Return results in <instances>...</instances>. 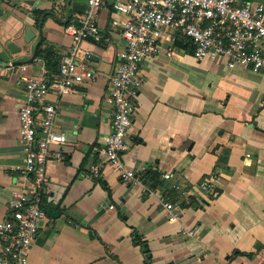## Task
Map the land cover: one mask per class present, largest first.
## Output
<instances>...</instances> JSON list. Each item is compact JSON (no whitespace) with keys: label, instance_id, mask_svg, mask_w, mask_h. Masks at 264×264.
<instances>
[{"label":"crops","instance_id":"1","mask_svg":"<svg viewBox=\"0 0 264 264\" xmlns=\"http://www.w3.org/2000/svg\"><path fill=\"white\" fill-rule=\"evenodd\" d=\"M234 1L264 6V0ZM112 2L104 0L96 14L101 41L79 46L90 56L77 59L95 79L45 101H57L55 130L66 143L61 161L53 150L46 165L44 218L28 264H264V71L229 69L223 59L198 62L188 45L176 46L172 57L144 60L122 161L127 170L156 173L158 185L148 193L106 165L99 179L90 176L100 159L95 149L111 131L108 77L125 50L119 27L111 26L124 16ZM74 6L86 7V0H0V220L12 194L29 185L17 169L24 159L16 128L25 79L46 67L39 50L57 61L68 54L72 40L64 29L82 17L71 14ZM27 29L34 34L29 43ZM9 43L20 52L11 54ZM224 151L226 162L218 164ZM213 174L215 195L207 196L199 185ZM164 193L180 204L177 222L159 205ZM134 231L148 253L133 243Z\"/></svg>","mask_w":264,"mask_h":264},{"label":"built area","instance_id":"2","mask_svg":"<svg viewBox=\"0 0 264 264\" xmlns=\"http://www.w3.org/2000/svg\"><path fill=\"white\" fill-rule=\"evenodd\" d=\"M104 0H86L80 25L70 23L64 33L72 46L61 58L58 69L50 72L45 66L41 74L28 77L24 84V104L18 111V135L24 155L23 166L17 168L28 177L26 190L14 192L9 200L8 214L0 220V264H28V256L40 221L41 198L47 183L46 165L55 150L61 161V148L66 136L55 130L57 101L46 103L49 93L59 100L71 94L77 86L91 82L95 73L77 59L82 41H101L96 24L97 11ZM112 10L124 16L113 20L125 42L121 61L108 77V92L113 107L111 131L95 149L99 162L89 168L92 178L99 179L104 165L112 167L119 179L128 184H144L151 193L142 173L127 170L122 156L128 149L131 117L142 85L141 63L159 54L172 57L176 43L184 41L191 56L198 62L223 59L229 69L249 68L264 71V6L236 4L234 0H113ZM24 70V67H22ZM170 179V174H164ZM215 175L201 180L199 188L207 196L215 195L210 184ZM175 190L180 187L173 186ZM187 203V202H186ZM167 220L177 222L182 214L180 204L164 193L159 200ZM111 208V207H110ZM181 233L193 236V231L180 228Z\"/></svg>","mask_w":264,"mask_h":264},{"label":"trees","instance_id":"3","mask_svg":"<svg viewBox=\"0 0 264 264\" xmlns=\"http://www.w3.org/2000/svg\"><path fill=\"white\" fill-rule=\"evenodd\" d=\"M86 7H80V6H74L73 9L71 10V14H82L84 12ZM69 23L66 24V26ZM176 46L178 47H185L187 48V44L184 45L183 42L179 41L176 43ZM38 57L40 59H42L46 65V68L50 71V72H55L58 69V65H59V61L55 60V56L54 54H52L51 52H44L42 50L38 51ZM226 158H227V152L224 151L223 155L221 157H219L218 159V164L221 163H225L226 162ZM144 180L146 181V184L151 187L154 188L158 185V175L154 172L151 171H146L144 174ZM133 243L135 245H138L140 247H143L145 245V242H143L142 240H140L139 236L137 235V233L134 231L133 232ZM146 253L147 250H145ZM249 257H252L253 254H248Z\"/></svg>","mask_w":264,"mask_h":264},{"label":"water","instance_id":"4","mask_svg":"<svg viewBox=\"0 0 264 264\" xmlns=\"http://www.w3.org/2000/svg\"><path fill=\"white\" fill-rule=\"evenodd\" d=\"M2 13H3V10L0 8V16L2 15ZM39 27H40V24H39ZM33 36H34V34H33L32 30H31V29H27V30L25 31L24 42H25V43H29L30 40L33 39ZM7 49L10 51L11 54H15V53L20 52V48L14 46L13 43H9V44L7 45ZM36 50H37V48H36ZM35 54H36V52H35ZM23 63H24V62H15V63H13L12 65H13V66H14V65H23ZM142 249H143V251H145V250L147 249L146 245H144V246L142 247Z\"/></svg>","mask_w":264,"mask_h":264}]
</instances>
